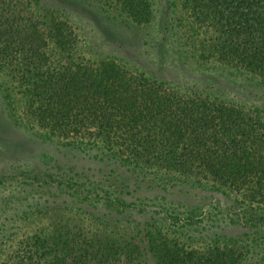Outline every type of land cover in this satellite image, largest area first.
<instances>
[{
	"label": "rangeland",
	"instance_id": "obj_1",
	"mask_svg": "<svg viewBox=\"0 0 264 264\" xmlns=\"http://www.w3.org/2000/svg\"><path fill=\"white\" fill-rule=\"evenodd\" d=\"M29 2L39 18L66 26L82 59L114 60L180 95L264 113V83L211 59L196 60L178 26L163 31L160 10L150 25L136 29L102 12L93 0ZM2 96L0 264H61L74 257L92 264L88 255L98 250L94 240L106 247L115 241L117 246H108V264H126L125 256L111 251L128 242L141 254L140 238L148 248L144 262L135 264H264V228L257 222L259 216L264 220V201L250 218L238 196L210 182L176 174L164 186L162 172L153 169L140 181L116 160L100 158L99 151L77 149L62 135L42 136L24 115L18 96L9 116ZM64 205L71 208L66 212ZM78 205H86L88 215L73 208ZM108 211L120 212L119 219L102 228L94 218ZM125 229L130 241L118 237Z\"/></svg>",
	"mask_w": 264,
	"mask_h": 264
},
{
	"label": "trees",
	"instance_id": "obj_2",
	"mask_svg": "<svg viewBox=\"0 0 264 264\" xmlns=\"http://www.w3.org/2000/svg\"><path fill=\"white\" fill-rule=\"evenodd\" d=\"M93 1L114 20L136 29L150 25L160 10L163 31L178 26L196 60L211 59L264 83V0ZM74 40L66 26L36 16L29 0H0V93L9 116L18 96L24 115L42 136L62 135L75 141L77 149L99 151L100 158L116 160L140 181L153 169L162 172L164 186L176 174L210 182L238 196L236 203L253 218L264 201L263 112L180 95L114 60L82 59ZM63 207L66 212L71 208ZM73 208L89 213L86 205ZM119 215L108 211L94 219L104 228ZM257 222L264 228L262 216ZM126 231L118 237L130 241ZM102 240L107 242V236ZM93 242L98 250L88 255L90 262L108 264V246H117L115 241L107 247ZM119 243L127 248L119 245L111 253L125 256L126 264L144 262L147 241L138 240L141 254L139 247ZM79 259L61 264H84Z\"/></svg>",
	"mask_w": 264,
	"mask_h": 264
}]
</instances>
